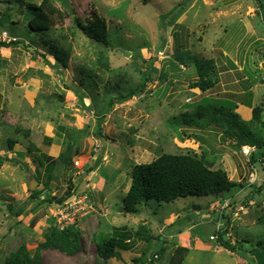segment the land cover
Wrapping results in <instances>:
<instances>
[{
    "label": "rangeland",
    "instance_id": "rangeland-1",
    "mask_svg": "<svg viewBox=\"0 0 264 264\" xmlns=\"http://www.w3.org/2000/svg\"><path fill=\"white\" fill-rule=\"evenodd\" d=\"M50 2L58 9L55 23L47 34H35L28 30L24 5L17 0H0V17L10 15L0 27V41H18L0 47V154L7 157L0 168V264L23 243L33 255L50 227L61 229L64 225L58 210L75 195L83 203L69 225L80 232L79 251L67 255L54 248L43 249L32 264H95L94 235L99 231L112 233L115 227L127 231V250L139 248L141 257L125 262L117 257L121 252L117 249L106 264H168L174 249L170 254L163 241L168 240L169 231L186 224L210 244H216L217 230L227 224L225 238L232 244L237 242V248L234 252L223 247L222 252H194L185 264H264V249L256 245L257 241L264 245V224L257 221L264 211V190L258 192L264 186V160L251 162L250 153L256 152V147L244 152L230 137L234 128L227 110H235V100L238 105L247 99L251 105L239 108V119L249 122L252 108L261 106L264 120V21L255 1ZM177 11L182 12L172 20ZM95 15L105 20L108 46L87 38L75 25V16L87 23ZM243 22L250 25L247 34L253 32L261 41L246 52H242L245 46L236 45L244 32ZM224 25L229 28L222 35L218 31ZM213 41L223 45L231 59L238 56L239 49L242 56L240 70L229 75L230 84L228 77L216 72L218 80L222 76L226 83L225 89L234 93L220 101L208 95H216L213 92L221 87L204 92L189 88L196 76L183 78V72L191 73L195 66L172 71L175 78L167 76L171 73L168 60L179 66L178 59L184 63L186 59H210ZM52 42L69 50L65 67L48 54ZM219 53L213 51L217 61L222 59ZM104 57L108 68L100 64ZM150 66L157 70L150 72ZM145 77L152 80L142 91L137 90L126 101L117 98L119 92L140 88ZM107 84L112 91L104 88ZM195 105L205 109L200 119L191 115ZM214 107L224 110L216 112ZM183 113H189L192 123L203 127L178 126ZM247 126L257 133L256 121ZM259 134L264 135V128ZM67 143L72 144V150L69 161L64 162L60 155L68 152ZM188 151L205 152L212 168L224 169L236 184L222 195H192L171 202L150 200L140 205L138 214L121 211L133 163L150 162L161 153ZM31 180L33 189H29ZM71 184L73 194L64 201L45 200L47 193L64 196ZM212 200L219 204L211 205ZM195 204L202 211L218 209L216 215L211 214L216 222L193 226L192 220L199 221L201 216L191 211L172 226L162 227L160 221L170 212L195 209ZM146 234L151 236L150 242L145 241Z\"/></svg>",
    "mask_w": 264,
    "mask_h": 264
},
{
    "label": "trees",
    "instance_id": "trees-1",
    "mask_svg": "<svg viewBox=\"0 0 264 264\" xmlns=\"http://www.w3.org/2000/svg\"><path fill=\"white\" fill-rule=\"evenodd\" d=\"M259 9L262 20L264 21V2L262 0H254ZM18 4L24 5L26 10L27 27L30 32L35 34H47L52 28L56 20L58 9L55 8L50 0H41L36 3L32 0H17ZM182 11H177L172 16L175 20ZM10 18V15L0 17V27H2ZM76 27L89 39L96 43L108 46L107 29L105 20L98 15L94 19L84 23L78 16L74 17ZM165 37L163 38V44ZM18 44L16 40L8 42L0 41V47H8ZM26 46L27 45H23ZM48 54L53 56L56 64L66 66L68 61L69 50L57 45L55 42L50 43L47 49ZM188 62L184 63L179 60V68L194 63L195 80L189 82V88H198L204 92L211 89L217 82V69L214 59H186ZM175 63V62H174ZM100 64L104 68H108L107 59L101 58ZM178 66V65H177ZM150 72L157 70L154 66H150ZM88 76L91 77L90 71H87ZM152 79L145 77L144 82L138 89H129L125 93L118 94L120 101H126L136 94V91H142L146 83ZM107 92L112 91L109 86H104ZM119 91L114 88L113 91ZM80 101L84 104L82 98ZM195 111L191 114L200 119L204 115L205 109L200 105H195ZM211 107V106H210ZM216 112L224 110L223 107L213 108ZM228 115L232 119L229 121L231 127L234 128L230 132V137L235 138L237 146L242 145L255 146L256 152L250 153L251 162L257 161L260 158L264 160V135L259 134L264 128V120L262 119L263 108L261 106H254L252 108V117L249 122H244L239 119V115L231 109ZM178 126L182 124L196 125L203 127L199 122H193L189 113H183ZM102 117L99 121H102ZM256 121L258 126L257 133H254L248 128L250 122ZM228 134V131L225 132ZM11 144V142H10ZM72 144L67 143V151L62 152L60 158L62 161H69L72 150ZM7 160L6 156L0 154V168ZM212 162L207 158L205 152L197 154L193 151L185 153H161L152 159L150 162L133 163L130 171V184L128 190L125 192L122 199L121 211L124 213L138 214L140 213V205L146 204L150 200L157 202H171L179 197L186 196H207L218 195L226 190H229L236 183L231 180L227 172L222 168H212ZM90 170V169H89ZM264 190V186L258 188V192ZM74 186L72 184L62 197H54L47 193L45 200L60 203L73 194ZM35 194V193H33ZM37 194V193H36ZM38 195V194H37ZM258 223L264 224V211L257 218ZM140 228H144L141 226ZM227 224L217 230L216 244L231 252L237 248V242L232 244L229 239L225 238L227 234ZM129 239L127 231L115 227L111 232L99 231L94 235L95 253L98 258L95 264H106L107 260L116 256V250H127L128 244L126 240ZM151 236L146 234L145 241L150 242ZM256 245L264 249L261 241H257ZM80 232L74 225H69L63 229L57 226L50 227L48 233L44 235V240L39 242L33 255H31L23 243L16 251L4 260V264H32L38 261L39 251L47 248H54L67 255H74L79 251ZM188 248L184 246H176L168 264H181ZM135 258L134 260H136ZM264 262V260H263Z\"/></svg>",
    "mask_w": 264,
    "mask_h": 264
},
{
    "label": "crops",
    "instance_id": "crops-1",
    "mask_svg": "<svg viewBox=\"0 0 264 264\" xmlns=\"http://www.w3.org/2000/svg\"><path fill=\"white\" fill-rule=\"evenodd\" d=\"M249 26H250L249 24L247 25L245 22H243V24H242V28L244 30L243 35L236 42V45L239 48L245 46V49H243L242 52L243 51L246 52V50L249 49V46L255 45V44H253L254 42H257V43L261 42V41H259L260 37L257 34H254L253 32L251 35L247 34ZM228 28H229L228 25L220 26V31H218V32H221V34L224 35L227 32ZM246 41H247V43H246ZM222 46H220L218 41L211 42L210 47H209V52L212 55L210 56V59L211 58L214 59L217 70H219V73L223 74V76L228 77V83L230 84L231 82H229V81L231 78L229 75L232 74L233 71L235 72L237 70H240L241 65H242V60H241L242 56L240 55V49H239L236 51V55H238V56H234L231 59L230 57H228L226 49L222 48ZM214 50H217L220 52L219 53L220 58H222L221 61L220 60L217 61V56L213 55ZM173 55H175V52H173ZM239 58H240V61L238 60ZM262 59H264V58H262ZM263 62H264V60H263ZM191 65L195 66L194 63H192L190 65H187V67H190ZM167 66L171 72L170 74L167 75L168 79L176 77V74L172 73V71H174V70L175 71H181V70H184V68H185V66H181L179 68V66H177V64L174 63L172 60H168ZM194 72L195 71H193L191 73L183 72L185 75V76L183 75V78H188V77L194 76L195 75ZM179 74L181 75V73H179ZM221 78H222V76H219V80H218L217 84L214 87H212L210 90L217 89L220 87L222 89H218V90L214 91L213 94H216L214 96L208 95V97L215 98V100H218V101H220L222 99L225 100V98H227V97L231 98L230 96L234 95V93H231L230 90L225 89L224 86L226 85V83H224V81ZM210 90H207V91H210ZM228 92H230V93H228ZM237 102L238 101H236V100L234 101V106H235L234 111L236 113L238 112L240 107H244V110H245L247 108L249 109V105H251V102H249L247 99L242 100L241 103L239 102L238 103L239 106L237 105ZM128 188H129V185H128L126 191L128 190ZM220 195H222V194H220ZM208 199H211V198H208ZM213 204L218 205L219 201L218 200H214V201L212 200L211 205H213ZM203 209L204 210L202 211V209L199 207V205H196L195 209L194 208L188 209L187 211H183V208H182V209H179L180 211H177L178 213L170 212L169 215L164 217L163 220H161L160 222H161V224H163L162 227H165L164 229H166L167 227L172 226L177 218L179 219L181 216H183L184 214H187L191 211H196V213H198L197 216H201V217H200L199 221L192 220V221H194L193 226H198L200 223L201 224H203V223L204 224H211V225L214 224L216 222V218H215V216L211 217V214L214 212V214L216 215L217 213L215 211L218 209H216V208L213 209L211 207L210 208L207 207V208H203ZM190 220L191 219H187V221H190ZM211 234H212V232L209 235H211ZM167 235L169 238H168V240L163 241L164 242L163 246L165 248H168V250H170V254L172 253L171 251H173V249H175L176 246H184V247L188 248V252L185 255L181 264H185L194 252L204 253V252L209 251V250L222 252L221 250L224 249V248L222 249L217 244L204 243V240H202L197 234H195L193 232V230H191V227H188L187 224L185 225L184 228H180V229L178 228L176 230H173L172 232L169 231ZM168 242L171 243L170 247L166 246V244ZM139 254H140L139 248L132 247L129 250H121V252L117 255V257L124 260L125 262L126 261L128 262V261L134 260L135 258H140L141 256ZM112 258H114V257H112ZM146 263H148V262L143 261V263H140V264H146ZM151 264H152V262H151Z\"/></svg>",
    "mask_w": 264,
    "mask_h": 264
},
{
    "label": "built area",
    "instance_id": "built-area-1",
    "mask_svg": "<svg viewBox=\"0 0 264 264\" xmlns=\"http://www.w3.org/2000/svg\"><path fill=\"white\" fill-rule=\"evenodd\" d=\"M241 147L243 151L246 152V148H249L250 146L247 147L246 145H242ZM250 148L254 149V147L252 146ZM73 197H74L73 200L66 201L65 203L62 204V206L58 210V216H59L58 218L60 219V221L64 223L61 229L69 226L70 223H73L75 214H77L79 210H81L82 208L80 207V204L83 203V201L80 199V197L77 195ZM211 238H213V236H211Z\"/></svg>",
    "mask_w": 264,
    "mask_h": 264
},
{
    "label": "water",
    "instance_id": "water-1",
    "mask_svg": "<svg viewBox=\"0 0 264 264\" xmlns=\"http://www.w3.org/2000/svg\"><path fill=\"white\" fill-rule=\"evenodd\" d=\"M32 182H34V180H31V183H30V185H29V189H33Z\"/></svg>",
    "mask_w": 264,
    "mask_h": 264
}]
</instances>
